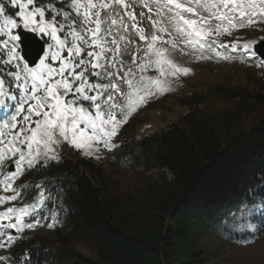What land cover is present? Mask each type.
<instances>
[{
    "label": "trees",
    "instance_id": "1",
    "mask_svg": "<svg viewBox=\"0 0 264 264\" xmlns=\"http://www.w3.org/2000/svg\"><path fill=\"white\" fill-rule=\"evenodd\" d=\"M191 98L177 121L135 143V120L124 126L127 143L139 147L133 155L127 145L139 171H158L145 184L120 187L100 166L70 150L57 162L36 166L28 186L39 179L51 212L64 219L44 224L40 241L24 244L37 260L44 253L37 244L46 246V258L38 264H66L72 258L64 248L74 243L94 252L74 264H202L205 241L229 240L213 228L222 214L247 202L263 205L264 191L256 194V181L264 176V78L224 81ZM246 121L251 127L244 131ZM249 193L255 194L250 201Z\"/></svg>",
    "mask_w": 264,
    "mask_h": 264
},
{
    "label": "snow or ice",
    "instance_id": "2",
    "mask_svg": "<svg viewBox=\"0 0 264 264\" xmlns=\"http://www.w3.org/2000/svg\"><path fill=\"white\" fill-rule=\"evenodd\" d=\"M9 3L18 11L14 16H6L3 5H0V16L4 17V24L0 26V64H6L9 67L14 65L12 71L7 74L10 77V91L12 83H17L18 92L27 81L30 80L31 83L23 88L26 102H20L18 114L4 126L8 132H0V173L3 172L5 165L10 169L15 167L16 171L12 172L11 177H15L21 171H27L33 163L46 167L47 165L43 164L41 157L55 162L56 151L59 150L62 153L65 145L78 151L87 148L91 152L93 146L100 148L101 151L109 150V145H114L115 140L118 139L117 122L111 113L119 104L126 102L131 108L135 102L133 92H125L124 87L126 84L127 89L134 88L130 78L133 73L129 71L127 74H122L119 87L115 84L111 85V89L125 93V98L121 100L117 97L116 100H113L111 90H109L106 101H104L107 104L108 114L106 115L105 110L101 107V100H98L96 95L85 94L103 87L100 84H88L84 80L86 74L93 79L98 75L94 71L89 73L87 68V63L91 62L95 54L92 51H85L84 55L89 58L88 61H85L81 55L82 46L69 40V35L75 38L76 33L73 31L69 35H65V25L58 23V17L61 15L59 10L53 12L51 4L37 6L36 0H9ZM170 3H174L177 9L186 12L194 11L192 7L186 8L184 5L176 3V0H170ZM221 6H227L226 0L225 4ZM84 7L94 10L97 5L92 3V0H88V4ZM203 7L205 11H209L215 9L217 5L208 3ZM248 8L250 9L247 13L248 16L253 18L258 16L264 19V0H259V3L253 0ZM87 15L88 13H85V17ZM92 15L98 16L99 13L93 11ZM213 15L217 20L224 19L216 12L209 11V15L201 16L200 20L202 23H207ZM241 15L245 14L241 13ZM183 22L193 29L196 36L209 34L202 28H197V22L192 19H184ZM20 28L38 35L42 41L36 55L39 63H36V60L28 63L22 62L26 60V56L22 58L19 54L22 37L14 31ZM92 35L94 37L92 45L95 47L96 30H93ZM140 38L144 39L143 35ZM80 39L84 38L80 37ZM151 39L155 42L157 36L153 35ZM44 45L47 46L46 51ZM148 48L152 50V44H149ZM244 48L247 49L248 46L244 45ZM41 54H43V58H41ZM155 54L158 57L156 64L160 66L158 70L162 73L163 65L168 62L159 58L162 53L156 52ZM91 67L96 69L97 64L91 63ZM16 68L24 73L23 82L20 81V75L15 71ZM144 71L145 65L141 64L140 72ZM184 71L186 72L187 69ZM140 81L142 84L156 83L143 75H141ZM3 85L4 79H0V95H5L2 91ZM101 99L103 100V97ZM85 102H87V107L82 106ZM93 108L95 113L92 112ZM109 124L112 125L111 128L108 127ZM5 136L10 138L5 139ZM10 188L11 185L6 184L4 191L7 192ZM14 196L0 197V202L13 201ZM8 209L6 213H0V217L17 212L16 208L8 207ZM27 213L28 209L21 208L19 215L15 217V222L8 223L6 227L17 231L25 227H34L32 222L22 223ZM33 219L36 225L40 223V220L35 217ZM11 238L9 236L8 240L10 241ZM5 246L0 245V248ZM2 255L0 253V256ZM9 259L18 258L13 254ZM0 264H6L5 260L0 259Z\"/></svg>",
    "mask_w": 264,
    "mask_h": 264
},
{
    "label": "rangeland",
    "instance_id": "3",
    "mask_svg": "<svg viewBox=\"0 0 264 264\" xmlns=\"http://www.w3.org/2000/svg\"><path fill=\"white\" fill-rule=\"evenodd\" d=\"M243 29L247 31V36L241 38H235L233 41L229 42V44H226V42L225 44L230 45L231 47L234 48H239L243 52L250 53V48L248 45H251L252 43L257 42L262 38H264V24H256V25H252V27H245ZM141 35H143V37L145 36L152 38L151 31L148 27L147 29H145V27L142 26V31L140 33V36ZM158 39L161 40L162 38L158 37ZM164 42L168 43L169 46L162 45L160 43L155 44L156 52L162 53L161 58L168 62L169 71H174V79H173V75L169 74L168 76L169 84L166 85V83L163 81L162 85L159 87L158 90L162 93L164 88H166L167 91H169V93H167V95L161 96L160 93L157 92L158 97L156 99L160 100V102L155 107L146 108L139 112L137 111L139 116L143 119L137 121L135 124L134 135L136 139L142 138L144 135L149 134L155 128L164 126L169 121L176 120L178 118V115L184 114L189 108V104L185 100L186 98L188 99L187 96L189 97L192 95L195 96V94L203 91L205 86L204 81H206L208 78L213 76L211 71L208 69L218 70L220 73H223L225 75H228L229 73H235L236 70L239 69L240 67H242L245 70H254L253 68H250L242 63L240 64L227 63L224 64L225 67H223L224 65H221L220 63H213L210 60L197 58L195 56H189L182 51L179 52L177 48L174 47V45H172L169 40H164ZM127 44H129V42H127ZM244 45H247L248 48L245 49ZM169 47L173 51H175L179 56L176 55L171 50H169ZM189 59L200 63V65H203L208 69L202 67L203 68L202 70H196L198 68V65L189 62L188 61ZM174 61L180 64L179 65L174 63L175 67H177L179 71L174 70L172 68V64ZM252 65H256V64H252ZM184 69H187V71L185 72ZM194 70H196V75L193 72H191ZM258 70L264 72V66L261 65V67ZM254 71L257 72V70ZM214 78H218V77L214 76ZM153 81L156 82V80ZM151 84L155 86V83H151ZM155 92H152V94ZM82 106L87 107L86 105H82ZM220 108L228 109L227 106H222ZM92 112L95 113L94 108L92 109ZM211 116H215V115L210 112V117ZM113 117L117 122L116 126L119 132L123 123L122 120L123 114L122 113L116 114L113 115ZM246 126H249V123H247ZM108 127L111 128L112 125L109 124ZM120 137L121 134H118V140L120 139ZM116 142L117 139L115 140V143ZM112 147L113 145L110 144L109 150L101 151L100 148L93 146L91 152H89V149L85 148L83 150H79V156L92 158L97 166H101L102 172H104L108 176H113L114 165H109L106 162V157L112 151ZM59 152H60L59 150L56 151L55 159L59 156ZM41 159L43 161H47L43 157H41ZM132 168L134 169V166L119 167L118 175L121 176V181H122V184L119 185L120 187L125 188L127 184L129 185L132 184L134 185L136 183L138 185L145 184L149 180L150 175L155 177V175L158 174V172L152 171L153 173L149 172L151 174L147 173V175L145 176H140V175L137 176L140 173H136ZM166 176H170V175L167 173ZM205 248L207 249V259L202 264H264V236L259 238L256 242L246 245L244 247L227 245L218 242L216 240H210V241L208 240L205 241ZM74 250L84 257L92 256L94 253L87 246L80 244L76 245ZM70 257L72 259L67 258L66 264H74V262L76 261L75 259L79 258V256L76 255L75 253H71Z\"/></svg>",
    "mask_w": 264,
    "mask_h": 264
},
{
    "label": "water",
    "instance_id": "4",
    "mask_svg": "<svg viewBox=\"0 0 264 264\" xmlns=\"http://www.w3.org/2000/svg\"><path fill=\"white\" fill-rule=\"evenodd\" d=\"M21 37H22V43H21V46L24 47L26 44H25V41H27L28 39H31L33 40L29 34L25 33V34H21ZM256 48V51L264 58V42L263 43H260L258 46L255 47Z\"/></svg>",
    "mask_w": 264,
    "mask_h": 264
},
{
    "label": "bare ground",
    "instance_id": "5",
    "mask_svg": "<svg viewBox=\"0 0 264 264\" xmlns=\"http://www.w3.org/2000/svg\"><path fill=\"white\" fill-rule=\"evenodd\" d=\"M239 2H240V5H241V7H240V9L242 10V12H249L250 11V9L248 8V4H245L242 0H231L230 2H229V4H230V6H234V5H239ZM164 16H165V12H164Z\"/></svg>",
    "mask_w": 264,
    "mask_h": 264
}]
</instances>
